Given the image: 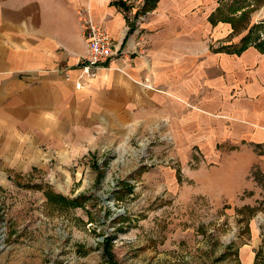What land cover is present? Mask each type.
<instances>
[{"label":"crops","instance_id":"0c3cea01","mask_svg":"<svg viewBox=\"0 0 264 264\" xmlns=\"http://www.w3.org/2000/svg\"><path fill=\"white\" fill-rule=\"evenodd\" d=\"M134 1L0 0V152L75 153L185 109L238 150L216 165L222 177L241 170L264 186V20L252 18L261 1L227 15L224 0ZM86 9L119 52L80 79Z\"/></svg>","mask_w":264,"mask_h":264},{"label":"rangeland","instance_id":"374dc122","mask_svg":"<svg viewBox=\"0 0 264 264\" xmlns=\"http://www.w3.org/2000/svg\"><path fill=\"white\" fill-rule=\"evenodd\" d=\"M173 115L75 153L0 152V264H110L107 236L116 264H264L263 184L222 177L216 165L238 157L229 137L189 110ZM48 189L86 200L51 202Z\"/></svg>","mask_w":264,"mask_h":264},{"label":"built area","instance_id":"2783aa9c","mask_svg":"<svg viewBox=\"0 0 264 264\" xmlns=\"http://www.w3.org/2000/svg\"><path fill=\"white\" fill-rule=\"evenodd\" d=\"M80 19L83 21L84 34L87 39L88 53L80 60V79L83 76H92L103 67V64L112 57L119 47L115 48L114 39L111 32L96 23L88 9L79 11ZM124 52V50H122ZM82 82H77V87H81Z\"/></svg>","mask_w":264,"mask_h":264},{"label":"trees","instance_id":"16d2710c","mask_svg":"<svg viewBox=\"0 0 264 264\" xmlns=\"http://www.w3.org/2000/svg\"><path fill=\"white\" fill-rule=\"evenodd\" d=\"M153 1H156V0H153ZM247 41H248L247 39H244L245 43H247ZM124 184H128V183L124 182ZM46 193H47L48 198L51 202H59L63 205H70V204H74V203L78 204V203H81V201L86 200V196L84 194L78 196L75 199H70L67 196H65L64 194L56 193L51 189H48V192L46 191ZM125 219H126L125 217H122V219L120 221L125 220ZM110 240L111 239L109 238V236H107L105 238L104 253H105L106 258L108 259L110 264H116L115 255H114Z\"/></svg>","mask_w":264,"mask_h":264}]
</instances>
